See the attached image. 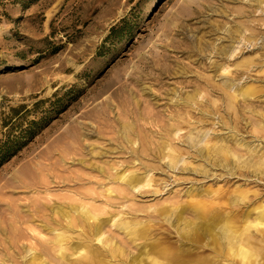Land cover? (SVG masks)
<instances>
[{
  "label": "rangeland",
  "instance_id": "1",
  "mask_svg": "<svg viewBox=\"0 0 264 264\" xmlns=\"http://www.w3.org/2000/svg\"><path fill=\"white\" fill-rule=\"evenodd\" d=\"M249 85L257 92L228 108L227 94ZM39 100L50 120L0 166V228L19 212L32 216L22 226L35 231H0V243L33 248L52 264L41 247L52 234L41 224L54 218L64 225L51 208L67 211L70 253L83 239L70 208L84 205L100 218L115 216L102 238L117 243L126 239L113 220L149 221L136 245L126 244L130 257L146 249L167 264L226 263L206 227L210 213H196L191 203L226 202L247 189L245 203L232 209L263 204L264 1L0 0V140L2 113ZM164 141L181 154L176 166ZM217 146L228 160L212 151ZM28 167L44 170L37 182L20 178ZM123 170L151 181L128 191L113 180ZM251 236L260 245L259 232Z\"/></svg>",
  "mask_w": 264,
  "mask_h": 264
},
{
  "label": "bare ground",
  "instance_id": "2",
  "mask_svg": "<svg viewBox=\"0 0 264 264\" xmlns=\"http://www.w3.org/2000/svg\"><path fill=\"white\" fill-rule=\"evenodd\" d=\"M262 1L264 0H257L258 3H262ZM256 92V88L249 85L238 88L236 92L228 93L226 97L228 108L234 107L238 96L245 100ZM188 98L193 100L194 96H188ZM127 141L131 140L128 139ZM166 145L169 151V153L166 152V157H168L171 166H176L181 158V154L164 141V146ZM215 145L216 142L211 146ZM206 151H211V147H206ZM212 151L222 154L223 159L228 160L227 151L221 148V146L215 147ZM262 163V161H259L255 165L259 167ZM29 168V171L23 170L20 177L25 184H28L27 182H37L36 179L44 172V170L37 172L34 167H28V169ZM99 171H102V169H99ZM113 180L123 184L128 191H133V189L138 188L141 184L148 185L151 181V179H145L143 175H138L135 170L128 173H126L125 170L116 171ZM111 193L112 190H108V194ZM232 193V199L230 198L229 200L228 198L226 202H224V200L220 201L218 196H210L208 201L197 200L191 203V206L198 214L210 213V218L208 220L210 223L206 224V227L213 233L211 234L213 238L216 241L218 240V247L221 248V252L223 251L225 253V264H264V200L262 201L263 204L251 208V211L239 214L235 209H232L231 206L234 205L237 207L241 203L244 204L250 191L247 189H240L234 190ZM255 193L256 191L253 192V194ZM223 205L229 206L226 212H224L226 208L222 211L218 209L223 207ZM70 209L78 215L77 232L83 237L81 242L72 243L70 245L72 247L70 253H66L67 245L69 244L68 240L70 239L66 231H74V229L72 227L73 220H71L68 212L63 210L61 206L55 205L51 208V211L53 213H58L65 224L60 225L61 223H58L54 218L47 219L41 224L44 230L52 234L51 239L41 240L42 250L44 254L49 256V261L52 264H145L146 262V264H167V262L155 257H149L146 249L139 250L135 256H128L129 253H127L126 244H135L137 239L143 237L146 234V230L149 228L147 226L149 221L141 222L135 219L129 220L124 217L117 221L113 220L109 225L115 226L119 232H123V236L126 239L123 240L124 243H117L114 237L106 236L102 238L104 234V225L109 223V221L115 217L114 215H110L107 218H100L94 211H91L84 205L71 207ZM252 211H254L253 217L250 216ZM22 212L24 213V211ZM171 212L173 211L171 210ZM163 213L164 211H161L160 214ZM18 214L19 212L14 215L13 220L15 221H11L6 228H0V231L11 235L14 233L22 235L23 232H25L27 236H30L31 232L35 230L30 226L23 227L22 224L31 220L32 216L26 215L28 217L25 219L24 216L18 217ZM163 216L166 218L167 214ZM179 218H181L180 215L177 217L178 221ZM52 224L58 225V227L54 225L51 226ZM210 224L211 229L209 228ZM260 225H262V228H259ZM216 227L217 231H214L213 229ZM252 229L256 230L261 235V238L258 240L260 245L258 246L253 244L251 236ZM14 244H11L9 241L7 245L3 244V242L0 243V251L3 253L2 264H16L14 262V253H17L16 250L22 251L23 253V260L20 264L48 263L42 260L43 258L38 256L33 248L23 249V245ZM75 253L78 255L74 259H70L69 256ZM127 257L131 259L128 260Z\"/></svg>",
  "mask_w": 264,
  "mask_h": 264
},
{
  "label": "trees",
  "instance_id": "3",
  "mask_svg": "<svg viewBox=\"0 0 264 264\" xmlns=\"http://www.w3.org/2000/svg\"><path fill=\"white\" fill-rule=\"evenodd\" d=\"M22 4L30 0H12ZM44 100L35 102L31 108L26 105L10 107L8 114L2 113L1 126L5 129L3 139L0 140V166L19 152L51 118L48 110H42ZM40 108V110H38ZM54 114L62 107L54 106ZM29 114L35 115L34 119L27 120ZM24 122V123H22Z\"/></svg>",
  "mask_w": 264,
  "mask_h": 264
}]
</instances>
